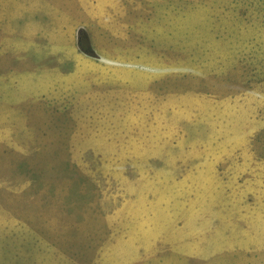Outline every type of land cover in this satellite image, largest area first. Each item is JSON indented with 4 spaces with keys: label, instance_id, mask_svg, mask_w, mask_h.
<instances>
[{
    "label": "rangeland",
    "instance_id": "1",
    "mask_svg": "<svg viewBox=\"0 0 264 264\" xmlns=\"http://www.w3.org/2000/svg\"><path fill=\"white\" fill-rule=\"evenodd\" d=\"M0 264H264V0H0Z\"/></svg>",
    "mask_w": 264,
    "mask_h": 264
},
{
    "label": "crops",
    "instance_id": "2",
    "mask_svg": "<svg viewBox=\"0 0 264 264\" xmlns=\"http://www.w3.org/2000/svg\"><path fill=\"white\" fill-rule=\"evenodd\" d=\"M108 0H106L107 2ZM100 5H103V1L100 2ZM106 8L108 9V5L106 4ZM79 46H80V42L78 41L77 43ZM61 48L62 49V46H58V48ZM80 49V48H79ZM63 50V49H62ZM81 51V50H80ZM82 52V51H81ZM115 72V71H113ZM75 75V74H74ZM56 76H57V80L56 81H53V82H47V83H44L41 85L42 87V92H39L41 93L42 95H44L45 97H49L51 94H53L56 90V88L63 82L62 80L65 79L66 81H68L67 77L69 75H63V74H60V73H57L56 72Z\"/></svg>",
    "mask_w": 264,
    "mask_h": 264
},
{
    "label": "trees",
    "instance_id": "3",
    "mask_svg": "<svg viewBox=\"0 0 264 264\" xmlns=\"http://www.w3.org/2000/svg\"><path fill=\"white\" fill-rule=\"evenodd\" d=\"M81 49V51L84 53V54H86V55H90V50H88V49H84V48H80Z\"/></svg>",
    "mask_w": 264,
    "mask_h": 264
}]
</instances>
